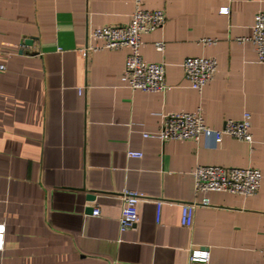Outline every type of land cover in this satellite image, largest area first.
<instances>
[{
  "label": "crops",
  "instance_id": "crops-1",
  "mask_svg": "<svg viewBox=\"0 0 264 264\" xmlns=\"http://www.w3.org/2000/svg\"><path fill=\"white\" fill-rule=\"evenodd\" d=\"M141 8L166 17L140 46L143 61L164 64L163 93L121 81L127 49L83 51L99 44L91 30L126 25L134 0H0V264H200L189 261L193 249L209 252L207 264H262L264 65L238 39L250 37L264 0H141ZM190 57L217 61L201 93L184 79ZM197 109L212 130L249 113L252 142L152 136L159 115ZM198 166L257 169L260 187L247 198L195 195ZM123 189L144 199L136 226L120 231ZM203 197L210 205L182 227L180 206ZM156 201L165 202L159 223Z\"/></svg>",
  "mask_w": 264,
  "mask_h": 264
},
{
  "label": "built area",
  "instance_id": "built-area-1",
  "mask_svg": "<svg viewBox=\"0 0 264 264\" xmlns=\"http://www.w3.org/2000/svg\"><path fill=\"white\" fill-rule=\"evenodd\" d=\"M135 1V9L129 22L123 26H104L93 29L88 36L99 41L97 45H88L85 50L94 52L100 50L117 51L127 49L124 70L121 81L131 91L143 93H163L166 89L164 64L147 63L140 56L141 36L152 33L164 26L166 17L162 10H144L141 8V0ZM228 12L227 8L221 9ZM250 42L254 45L257 62L264 65V11L255 16L254 25L250 37L238 39V42ZM200 44L204 46L215 45L212 39H202ZM155 49L162 51L164 43H155ZM184 79L189 86L201 93L204 87L210 83L217 70V61L214 58L190 57L182 63ZM6 70V66L0 63V72ZM162 122L159 131L152 135L162 143L174 140H186L198 143L202 138L212 140L214 145L222 141L224 135L245 143L252 142L250 132V114L244 113L239 120L227 119L221 130H212L204 123L200 109L194 113H174L159 115ZM151 137L148 134L143 135ZM142 153L138 151L127 152L128 158L140 159ZM261 183V173L253 168H235L220 166H198L193 172V186L195 195H206L212 192H223L242 197H251L256 194ZM122 209L118 218L120 231L133 229L139 221L137 205L144 199L143 195L129 189H123L120 193ZM156 222L159 223L163 201H156ZM172 205L171 203H168ZM209 199L203 197L193 203L183 204L181 208V226L190 228L193 225L194 213L197 207H207ZM91 214L98 217L97 208L92 209ZM5 224L0 223V252L4 248ZM262 264H264V247L261 251ZM191 263L207 264L209 252L205 249H193L190 251Z\"/></svg>",
  "mask_w": 264,
  "mask_h": 264
},
{
  "label": "water",
  "instance_id": "water-1",
  "mask_svg": "<svg viewBox=\"0 0 264 264\" xmlns=\"http://www.w3.org/2000/svg\"><path fill=\"white\" fill-rule=\"evenodd\" d=\"M87 200L93 201L95 199L94 195H87L86 196ZM92 212V211H91Z\"/></svg>",
  "mask_w": 264,
  "mask_h": 264
}]
</instances>
